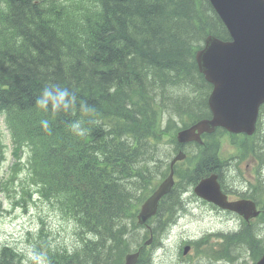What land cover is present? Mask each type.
I'll return each instance as SVG.
<instances>
[{
  "label": "trees",
  "instance_id": "obj_1",
  "mask_svg": "<svg viewBox=\"0 0 264 264\" xmlns=\"http://www.w3.org/2000/svg\"><path fill=\"white\" fill-rule=\"evenodd\" d=\"M34 1L7 0L0 8V109L15 139L32 149L34 174L46 184L68 179L65 205L97 239L75 254L49 250L50 264H122L139 246L136 235H123L134 230L127 223H133L141 193L153 186L160 157L153 148L162 138L164 113L168 130L177 128L174 117L187 127L209 114L211 86L195 55L208 36L228 40L229 33L208 0ZM49 83L69 88L96 112L51 117L38 110L35 99ZM44 118L50 134L39 123ZM75 119L91 121L88 151L68 128ZM208 144L194 165L198 174L183 180L196 181L221 166L218 138ZM166 210L160 208L159 221ZM256 236L249 230L227 240L233 245L226 260L235 264L245 245L254 260L260 257L264 239ZM0 264L22 259L8 249Z\"/></svg>",
  "mask_w": 264,
  "mask_h": 264
},
{
  "label": "water",
  "instance_id": "obj_2",
  "mask_svg": "<svg viewBox=\"0 0 264 264\" xmlns=\"http://www.w3.org/2000/svg\"><path fill=\"white\" fill-rule=\"evenodd\" d=\"M226 23L232 41L209 37L198 53L200 70L214 84L209 103L213 120L198 123L180 134L183 141L199 139V134L213 132L217 126L232 131L249 130L264 103V0H212ZM198 132V133H197ZM173 185L172 176L146 201L139 216L144 222L155 214L159 200ZM196 193L224 209L237 211L246 219L257 216L255 205L241 201L230 203L222 193L217 176L203 180ZM258 264H264V259Z\"/></svg>",
  "mask_w": 264,
  "mask_h": 264
},
{
  "label": "rangeland",
  "instance_id": "obj_3",
  "mask_svg": "<svg viewBox=\"0 0 264 264\" xmlns=\"http://www.w3.org/2000/svg\"><path fill=\"white\" fill-rule=\"evenodd\" d=\"M0 123L2 125V120ZM5 134V142L8 145L6 152L7 159L0 165V250L4 245H10L18 251L31 246L28 241L30 237L28 233L38 231L42 221L52 231L57 244L74 247L78 242L80 243V239H77L75 235L73 224L60 216L59 212L52 208L48 202H41L36 195L31 199L29 195L24 194L18 179L8 184V188H5L10 175V167L14 162L12 150L9 146L10 138L7 132ZM262 137L264 138L263 135ZM168 152L167 148H163L160 156L165 157V154L167 155ZM25 177H27V172L24 169L20 175V180H24ZM25 204L26 206H23ZM181 216L187 218L181 222V226L177 232L172 234L174 236L168 239L167 233L163 235L166 236L163 240L164 249L158 252V256L154 251L153 256L156 258V264H178L174 259L177 251L175 249L185 236H200L206 230H210L213 233H226L236 227V224L228 220L226 215L219 214L216 216L213 212H209L206 209L203 210V213L197 210V213L191 216L188 211ZM171 229L169 231H172ZM169 247H174L171 252L174 254L167 252Z\"/></svg>",
  "mask_w": 264,
  "mask_h": 264
},
{
  "label": "clouds",
  "instance_id": "obj_4",
  "mask_svg": "<svg viewBox=\"0 0 264 264\" xmlns=\"http://www.w3.org/2000/svg\"><path fill=\"white\" fill-rule=\"evenodd\" d=\"M35 107L51 117L60 114H72L77 109L86 117H91L96 112L93 105L78 99L73 91L58 83H49L42 88L35 99ZM89 122L91 121L75 119L68 124V128L73 135L83 138L89 133V128L86 127V123ZM39 123L46 133H51L49 119H41ZM20 251L25 257L24 264H50L47 253L34 246H27Z\"/></svg>",
  "mask_w": 264,
  "mask_h": 264
},
{
  "label": "bare ground",
  "instance_id": "obj_5",
  "mask_svg": "<svg viewBox=\"0 0 264 264\" xmlns=\"http://www.w3.org/2000/svg\"><path fill=\"white\" fill-rule=\"evenodd\" d=\"M28 30V29H27ZM30 33V32H29ZM18 36V35H17ZM19 41V40H18ZM60 55V54H59ZM63 64V63H62ZM63 66V65H62ZM97 119V118H96ZM94 120V119H93ZM95 121V120H94ZM96 122V121H95ZM62 123V122H61ZM91 124V123H90ZM93 124V123H92ZM66 125V124H65ZM62 126V125H61ZM132 140V139H131ZM142 142V141H141ZM211 148H213V145H212V147ZM263 157H264V150H263ZM217 168V167H216ZM175 201V204H173L174 205V208H169V209H167L166 211V214H165V216H163L162 218H161V220L156 224V229H158L159 227H160V224L162 225L163 224V231H166V230H170L171 228H173L174 226H175V224L180 220V218L182 217L181 215L183 214V213H186V212H188V210H187V207H186V205H185V203L179 198H176L175 200H173L172 201V203ZM160 211V210H159ZM166 215H171L170 216V219H168V220H166ZM161 230V231H162ZM136 245H139V246H136ZM136 247H135V249L132 251V252H130V253H133V252H135V251H137L138 249H140L141 248V241H140V239H139V242L138 243H136ZM68 251H70L71 253H73L71 250H68ZM130 253H128V254H130ZM153 253H154V251H150V252H147V253H145L144 254V256L146 257H142L144 260H146V261H149V264H156V258H155V256H153ZM242 253V252H241ZM241 253H237L234 257H236L235 258V260H234V263L235 264H238L240 261H241V259H242V254ZM227 254V249L226 250H223V253L221 254V257L223 258V260H225L226 262H227V264H230V260L228 259V260H226V258L224 257L225 255Z\"/></svg>",
  "mask_w": 264,
  "mask_h": 264
}]
</instances>
